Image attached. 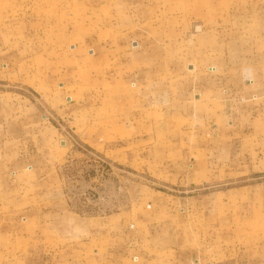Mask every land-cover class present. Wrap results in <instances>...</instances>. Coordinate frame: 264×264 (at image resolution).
Wrapping results in <instances>:
<instances>
[{
  "label": "rangeland",
  "instance_id": "obj_1",
  "mask_svg": "<svg viewBox=\"0 0 264 264\" xmlns=\"http://www.w3.org/2000/svg\"><path fill=\"white\" fill-rule=\"evenodd\" d=\"M192 67H216L230 76L264 70V0H0L1 91H35L53 107L71 96L86 109L90 136L132 110L138 127L155 129V148L169 153L155 152V165L141 170L133 167H143L140 143L129 145L128 157L127 149L104 156L84 146L85 158L65 165L71 211L134 209L122 218L123 234L133 243L128 260L105 257L101 264H264V171L195 183L188 170L172 168L190 145L177 135L187 125L173 116L178 102H167L162 113L154 86L162 80L171 93H191ZM147 86L152 92H143ZM72 128L64 144L75 143ZM94 137L100 147L107 142V135ZM145 187L164 193L159 206L151 207L156 196ZM191 195L200 196L197 221L171 216L190 208L169 210L168 199ZM102 237L105 248L116 243ZM124 240L117 244L125 247ZM79 243L23 221L0 222V264H91V252Z\"/></svg>",
  "mask_w": 264,
  "mask_h": 264
},
{
  "label": "crops",
  "instance_id": "obj_2",
  "mask_svg": "<svg viewBox=\"0 0 264 264\" xmlns=\"http://www.w3.org/2000/svg\"><path fill=\"white\" fill-rule=\"evenodd\" d=\"M189 72L195 79L191 93H171L162 80L154 86L162 113L166 115L167 102H178L179 110L176 107L173 116L182 120L183 126L187 125L179 129L177 135L187 136L190 145L180 154L181 163L173 164L172 168L188 170L195 183L208 182L218 174L227 179L264 171V70L259 74L237 72L233 76L216 67L205 70L192 67ZM148 89L147 86L143 92H152ZM34 93L24 95L0 90V222L17 225L23 221L28 226L44 227L61 240L78 238L91 252V264H101L105 257L112 262L128 260L133 243L123 234L122 227L134 209L107 215L71 211L64 194L66 182L62 172L67 162L85 158L84 146L104 156L106 152L127 149L125 156L128 157L129 145L140 143L139 160L143 167H133L141 170L155 165L152 161L155 152L166 157L169 153L155 148L152 143L156 140L155 129L147 123L141 124L145 128L138 127L140 123L136 122L132 110L124 120L114 118L105 128L97 126L94 136L107 135V142L100 147L101 139L96 140L87 132L92 123L86 125V109L82 104L74 105L72 97L65 96L67 104L53 107ZM71 126L75 130L76 146L63 143ZM105 129L111 132L107 134ZM120 140H126L125 147L111 142ZM75 183L82 188L81 181ZM145 188L147 195L156 196L152 198L151 207L159 206V196L164 193ZM209 195L203 194L201 198ZM199 197L171 196L169 210L181 209V206L190 208L189 213L171 216L178 215L177 219L183 215L182 219L197 221ZM125 215L126 219H122ZM103 233L116 243L105 248ZM123 240L127 243L125 247L117 244ZM131 259L137 262L138 256Z\"/></svg>",
  "mask_w": 264,
  "mask_h": 264
},
{
  "label": "built area",
  "instance_id": "obj_3",
  "mask_svg": "<svg viewBox=\"0 0 264 264\" xmlns=\"http://www.w3.org/2000/svg\"><path fill=\"white\" fill-rule=\"evenodd\" d=\"M90 197H93L92 195H90Z\"/></svg>",
  "mask_w": 264,
  "mask_h": 264
}]
</instances>
